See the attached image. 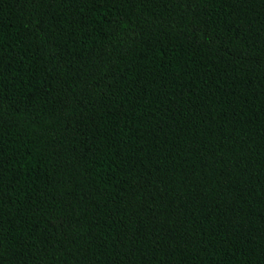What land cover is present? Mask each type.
Instances as JSON below:
<instances>
[{"label": "trees", "instance_id": "trees-1", "mask_svg": "<svg viewBox=\"0 0 264 264\" xmlns=\"http://www.w3.org/2000/svg\"><path fill=\"white\" fill-rule=\"evenodd\" d=\"M0 264H264V0H0Z\"/></svg>", "mask_w": 264, "mask_h": 264}]
</instances>
